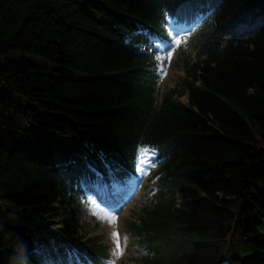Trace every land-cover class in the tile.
I'll return each instance as SVG.
<instances>
[{
	"label": "trees",
	"instance_id": "trees-1",
	"mask_svg": "<svg viewBox=\"0 0 264 264\" xmlns=\"http://www.w3.org/2000/svg\"><path fill=\"white\" fill-rule=\"evenodd\" d=\"M174 10L209 13L188 101L159 103L141 46ZM141 143L165 157L131 223L150 264H264V0H0V264H38L41 241L100 255L81 181Z\"/></svg>",
	"mask_w": 264,
	"mask_h": 264
},
{
	"label": "rangeland",
	"instance_id": "rangeland-1",
	"mask_svg": "<svg viewBox=\"0 0 264 264\" xmlns=\"http://www.w3.org/2000/svg\"><path fill=\"white\" fill-rule=\"evenodd\" d=\"M188 32L189 31H183V39H185L182 41V45L177 47V50L171 53L167 62L168 66L162 67V72L165 75L161 73L162 82L160 85V100L162 99L163 94L170 88H173L178 84L181 85L182 76L185 74L182 60L187 58L189 54L191 60H195L197 57L195 47H191L192 43L197 41V39H195V35L190 37ZM166 56L167 55L162 54L161 61L163 59L166 61ZM178 88L181 87L178 86ZM144 158L147 159L149 157L144 156ZM152 168L154 171L156 170L153 165ZM151 176V163L149 160H143L142 158L136 178L138 181L136 180V183H131L130 180H127L125 187L120 190V195L125 194L126 197L125 203L121 206V209L117 213L102 207L100 203V196L93 195L86 199L88 204L84 206L86 210L85 216L91 225H88V228L86 227L84 232H87L88 236L100 235L104 242L111 245V252L113 255L111 264L141 263L137 262L133 255V251H139L136 249L137 247L135 248L130 245L131 240L129 238L130 231L128 230V223L130 221L138 220L141 215V208L145 204L150 203L148 195L150 194V190L154 188L155 185L153 184L155 177ZM113 186H115V184ZM103 190V192L107 194V188L104 187ZM83 201H85V199L80 200V202ZM117 232L119 233L118 237L115 235ZM117 240H119V246L117 245Z\"/></svg>",
	"mask_w": 264,
	"mask_h": 264
},
{
	"label": "snow or ice",
	"instance_id": "snow-or-ice-1",
	"mask_svg": "<svg viewBox=\"0 0 264 264\" xmlns=\"http://www.w3.org/2000/svg\"><path fill=\"white\" fill-rule=\"evenodd\" d=\"M115 235L118 237L119 236V233H115ZM117 245L119 246V240H117Z\"/></svg>",
	"mask_w": 264,
	"mask_h": 264
},
{
	"label": "bare ground",
	"instance_id": "bare-ground-1",
	"mask_svg": "<svg viewBox=\"0 0 264 264\" xmlns=\"http://www.w3.org/2000/svg\"><path fill=\"white\" fill-rule=\"evenodd\" d=\"M185 99H187V97H185ZM109 200H110V203L114 201L113 199H109Z\"/></svg>",
	"mask_w": 264,
	"mask_h": 264
}]
</instances>
